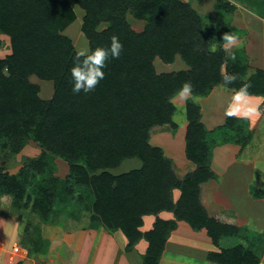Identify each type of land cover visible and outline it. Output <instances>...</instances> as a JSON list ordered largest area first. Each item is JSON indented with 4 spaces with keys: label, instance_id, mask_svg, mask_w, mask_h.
Wrapping results in <instances>:
<instances>
[{
    "label": "trees",
    "instance_id": "16d2710c",
    "mask_svg": "<svg viewBox=\"0 0 264 264\" xmlns=\"http://www.w3.org/2000/svg\"><path fill=\"white\" fill-rule=\"evenodd\" d=\"M75 6L86 12L82 31L91 51L110 47L113 35L124 46L119 59L107 61L105 78L88 94L72 91L70 70L77 52L62 35L76 20ZM130 13L148 21L144 32L131 29ZM103 23L109 27L100 32ZM203 24L198 13L179 0H0V35L11 38L13 50L0 60V149L17 153L32 139L64 160L70 175L63 182L48 181L42 187V200L48 207L56 201L71 207V197L80 192L78 200L88 205L91 227L121 228L129 249L141 239L148 242L144 264H159L178 221L196 231L206 230L215 247L223 238L238 236L234 225L208 215L199 198V183L214 178L212 150L220 143L216 134L223 128L209 136L197 107L188 105L187 156L199 169L182 179L163 150L150 143L151 129L171 121L175 109L171 98L183 83L191 81L192 93L205 98L214 87L223 85L220 69L225 63L227 74L237 75L227 86L230 90L250 85L248 95L264 96V72L257 71L243 82L248 67L237 56L232 60L208 52L201 36ZM177 55L191 71L157 75L155 58L170 64ZM31 77L54 82L51 100L39 97V87ZM128 159L140 160L143 167L121 176L110 173ZM174 188L181 192L176 203L172 200ZM40 206L43 208L39 202ZM161 211L173 213L176 221L159 219L143 235L138 229L142 217ZM243 253L240 248L210 252L208 261L258 264L255 256Z\"/></svg>",
    "mask_w": 264,
    "mask_h": 264
},
{
    "label": "rangeland",
    "instance_id": "374dc122",
    "mask_svg": "<svg viewBox=\"0 0 264 264\" xmlns=\"http://www.w3.org/2000/svg\"><path fill=\"white\" fill-rule=\"evenodd\" d=\"M179 1L190 5L200 16L204 23L202 40L209 46L207 50L211 54L227 57L228 55L223 48V34L232 32L238 36L236 44L231 47L230 51L235 53L241 63L243 60L246 68L248 67L242 74L243 82H248L257 71H262L255 68V65L251 67L254 64V59L250 56L248 58L247 55L248 31L246 30V28L256 29L257 24L261 23L259 20H264V2L262 0H222V3L221 0ZM227 3L231 7L224 8ZM206 4L209 7L204 6ZM74 12L76 20L62 32V35L72 41L77 53L90 54V41L82 31L86 12L79 6L74 7ZM127 20L131 29L136 33L144 32L148 26V21L138 20L132 13L128 14ZM108 27V24L103 23L99 26L98 31H104ZM12 51L11 38L1 34L0 60L7 59L12 55ZM153 65L157 75L191 71V67L180 55H177L170 64H165L157 57ZM226 70L227 64L225 63L221 66L220 75L222 76V72L227 74ZM4 71L8 72L7 69ZM31 82L38 85V95L42 100L49 101L52 99L55 91L54 82L41 81L37 77H31ZM215 89H228L235 92V90H230L223 85H218L213 90ZM203 98L192 92L185 98L178 91L171 98V103L175 106L171 121L165 126H156L151 129L150 143L163 150L164 155L171 160L174 171L180 179L193 175L199 169L198 165L188 158L185 142L187 129L191 122L188 105L193 104L197 107L201 121V100ZM205 131L207 134L209 133V136L211 135L206 129ZM3 142L7 143V140ZM198 154L200 155L201 152ZM183 160L185 163L182 162ZM142 167L140 160L128 159V161L122 162L120 167L110 170V173L121 176ZM69 175L70 168L64 160L49 154L32 139L23 144L17 153H13L8 148L0 149V220L5 219L7 226V234L5 233V235L2 231L3 228L0 227V264H95L97 248L95 247L96 237L93 236H96L100 231L106 232L109 236H115L110 238L117 239L118 242L125 238L129 245V240L121 228L109 229L104 225L97 228L91 227V213L87 209L88 205L80 203L78 200L80 196L78 191L71 197V207H66L58 201L48 207L47 201L42 200L44 196L42 187H47L48 181H53V179L63 182ZM203 185V182L199 183V198L208 215L218 217L221 222L227 223L228 221L230 223L227 224H232L238 228V236L232 235L230 238H223L218 247L212 243L216 248L214 252L220 253L228 250L232 252L235 248H240L242 255L246 254L243 251L248 252L255 256L259 261L258 264H264V194L257 196L260 199L253 205L229 206L230 204L225 199L226 195H224L221 187L215 189V186H210L213 187L209 193L212 192L214 202L212 200L209 203L208 193L204 192ZM178 192L180 198V190L177 188L172 190L174 203L179 200H175ZM247 194L250 195L248 189ZM238 198L243 200L242 195H239ZM39 202L42 203L43 208L38 207ZM217 204L219 208H217ZM241 204L243 203L239 202V205ZM222 207L235 209V217L237 218L232 216L231 221H229L230 218L227 220L226 217L229 215L223 210L221 211L223 216L222 214L218 215ZM161 214L163 219L159 217ZM145 217L155 218L154 226L159 219L166 222L176 221L174 214L168 211L145 215L142 217V226L138 228L139 231L144 226ZM148 220V223L152 225L153 221ZM180 222L183 221H178L177 226ZM93 232L95 233L93 234ZM203 232L207 234L206 230ZM103 236L102 233L99 238L104 240ZM107 239L106 237V242ZM15 247L18 248L17 251L14 249ZM165 249L166 244L164 252Z\"/></svg>",
    "mask_w": 264,
    "mask_h": 264
},
{
    "label": "crops",
    "instance_id": "0c3cea01",
    "mask_svg": "<svg viewBox=\"0 0 264 264\" xmlns=\"http://www.w3.org/2000/svg\"><path fill=\"white\" fill-rule=\"evenodd\" d=\"M259 21L261 23L258 22L256 29L246 28L248 31L247 55L248 58L250 56L254 59V64H250L251 67L255 65V68L264 71V20ZM233 94L234 92L228 89H215L201 100V122L205 129L214 135L219 128H223L222 133L216 134V139L220 143L215 144L212 150L211 170L214 178L204 183L203 188L204 192L208 193L209 203L212 200L214 202L212 192L209 193V190L213 188L210 186H215V189L221 187L229 206L244 207L256 203L260 199L257 196L264 193V96L248 95L243 105V110L248 113L247 116H228L226 111L232 103ZM247 189L250 195L247 194ZM239 195H242L243 200L238 198ZM178 199L179 192L175 200ZM238 201L243 204L239 205ZM217 206L219 208L218 204ZM222 210L229 215L226 217L227 220L230 218L229 221H231V217H235V209L222 207L219 213L217 212L218 215L223 216ZM159 217L163 219L162 214ZM148 219L153 221L152 225L148 223ZM4 220H0V227L3 228L5 235L7 226ZM154 222L155 218L145 217L144 226L140 232L144 235L151 231ZM227 223L230 222L227 221ZM177 227L166 243V249L159 264H216L208 261L209 253L214 252L216 248L206 232L196 231L185 222H180ZM102 233L104 240L99 238ZM93 237H96V243H94L97 248L95 264H144L143 259L149 247L145 239L139 240L131 249H128L125 238L118 242L117 239L110 238L115 236H109L101 231ZM97 260L98 263H96Z\"/></svg>",
    "mask_w": 264,
    "mask_h": 264
},
{
    "label": "clouds",
    "instance_id": "9594fccd",
    "mask_svg": "<svg viewBox=\"0 0 264 264\" xmlns=\"http://www.w3.org/2000/svg\"><path fill=\"white\" fill-rule=\"evenodd\" d=\"M223 48L230 59L235 60L236 55L230 51L238 40V36L234 33H225L222 37ZM123 43L119 36L111 37L110 47H97L90 54L78 52L73 57V66L71 68V79L73 83L72 91L75 94L81 92L88 94L95 90L96 86L105 78V69L107 61L110 58L119 59L123 50ZM223 86L233 84L237 79L236 74H223ZM191 81H185L179 90L182 97H187L193 90ZM250 85L242 86L238 91H235L232 96V103L229 105L226 115L228 116H247V111L243 110V105L248 99V89Z\"/></svg>",
    "mask_w": 264,
    "mask_h": 264
},
{
    "label": "built area",
    "instance_id": "2783aa9c",
    "mask_svg": "<svg viewBox=\"0 0 264 264\" xmlns=\"http://www.w3.org/2000/svg\"><path fill=\"white\" fill-rule=\"evenodd\" d=\"M14 249H15L16 251L18 250V248H17V247H15Z\"/></svg>",
    "mask_w": 264,
    "mask_h": 264
}]
</instances>
